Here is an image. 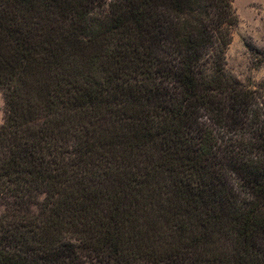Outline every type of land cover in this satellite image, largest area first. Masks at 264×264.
<instances>
[{"label": "trees", "instance_id": "1", "mask_svg": "<svg viewBox=\"0 0 264 264\" xmlns=\"http://www.w3.org/2000/svg\"><path fill=\"white\" fill-rule=\"evenodd\" d=\"M232 1L0 0V264H264Z\"/></svg>", "mask_w": 264, "mask_h": 264}, {"label": "rangeland", "instance_id": "2", "mask_svg": "<svg viewBox=\"0 0 264 264\" xmlns=\"http://www.w3.org/2000/svg\"><path fill=\"white\" fill-rule=\"evenodd\" d=\"M232 6L237 23L225 50V68L244 86L264 96V0H233ZM3 107L0 91V124Z\"/></svg>", "mask_w": 264, "mask_h": 264}]
</instances>
